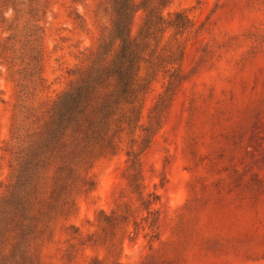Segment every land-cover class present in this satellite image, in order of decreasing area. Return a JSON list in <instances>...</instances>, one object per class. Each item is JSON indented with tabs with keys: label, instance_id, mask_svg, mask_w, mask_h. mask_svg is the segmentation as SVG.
<instances>
[{
	"label": "rangeland",
	"instance_id": "374dc122",
	"mask_svg": "<svg viewBox=\"0 0 264 264\" xmlns=\"http://www.w3.org/2000/svg\"><path fill=\"white\" fill-rule=\"evenodd\" d=\"M119 1L0 0V264H264V0H133V36L148 8L191 23L130 99Z\"/></svg>",
	"mask_w": 264,
	"mask_h": 264
},
{
	"label": "trees",
	"instance_id": "16d2710c",
	"mask_svg": "<svg viewBox=\"0 0 264 264\" xmlns=\"http://www.w3.org/2000/svg\"><path fill=\"white\" fill-rule=\"evenodd\" d=\"M119 4V17L112 24V36L115 41H118L117 65L110 70L109 65L106 64L104 68L106 69L105 76L109 77L113 74L121 81V93L125 99L137 98L136 90L142 89V82L141 76L134 70L135 58L143 59L145 56L144 51H154L153 48H150L151 43L156 40L159 41L168 28L174 27L182 33L190 27L191 20L179 11L174 12L176 17L174 19L165 17L159 8H148L138 35L133 36L131 21L135 4L133 0H120ZM180 51L184 54V49ZM34 59L38 62V53L35 54ZM92 81L98 83L99 80L93 76ZM168 83L171 85L173 78L170 77ZM96 87L89 82L80 88L65 90L55 102V117L51 121L53 125H63L65 122L76 119L78 114L83 112L82 108L94 98ZM131 102L133 103L135 100H131ZM54 129L52 133L57 131L55 127Z\"/></svg>",
	"mask_w": 264,
	"mask_h": 264
}]
</instances>
